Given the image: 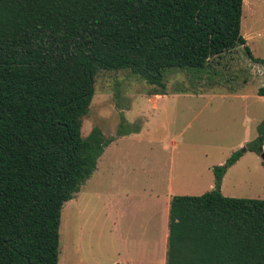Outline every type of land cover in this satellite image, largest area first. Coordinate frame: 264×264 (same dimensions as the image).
Wrapping results in <instances>:
<instances>
[{"label":"trees","instance_id":"obj_1","mask_svg":"<svg viewBox=\"0 0 264 264\" xmlns=\"http://www.w3.org/2000/svg\"><path fill=\"white\" fill-rule=\"evenodd\" d=\"M244 0H0V264H59L64 205L114 138L82 136L102 71L166 95L167 70H205L244 46ZM264 97V86L258 91ZM249 150L261 153L264 121ZM119 135H122L119 133ZM174 196L166 264H264V199ZM120 264V263H117Z\"/></svg>","mask_w":264,"mask_h":264},{"label":"rangeland","instance_id":"obj_2","mask_svg":"<svg viewBox=\"0 0 264 264\" xmlns=\"http://www.w3.org/2000/svg\"><path fill=\"white\" fill-rule=\"evenodd\" d=\"M241 33L253 56L264 60V0H244ZM164 75L167 94L160 98L151 95L154 86L130 71L97 75L82 136L98 128L114 141L63 207L59 264L120 263L118 254L132 247L126 242L123 249L114 238L117 218L134 240L145 223L155 229L170 198L213 190V168L236 152L243 155L227 170L222 194L264 199L261 153L249 150L264 121V97L258 95L264 64L238 46L205 70L173 69ZM147 246L153 262V242Z\"/></svg>","mask_w":264,"mask_h":264},{"label":"crops","instance_id":"obj_3","mask_svg":"<svg viewBox=\"0 0 264 264\" xmlns=\"http://www.w3.org/2000/svg\"><path fill=\"white\" fill-rule=\"evenodd\" d=\"M159 96V95H157ZM165 203V210L161 222L157 223L154 228L150 223H145V228L140 234H136L135 240L132 239L133 232L131 230L126 231L119 223L120 217L117 218L115 223V235L114 238L118 240L119 244L122 243V247L127 242L128 249L131 248V252L126 250L124 253L118 254V262L121 264H166L167 262V250H168V237H169V210L170 202ZM151 222V221H150ZM114 231V229H113ZM127 239V240H126ZM153 242V248L155 249V261L149 262L150 257H147L148 243ZM156 259H159V263Z\"/></svg>","mask_w":264,"mask_h":264},{"label":"water","instance_id":"obj_4","mask_svg":"<svg viewBox=\"0 0 264 264\" xmlns=\"http://www.w3.org/2000/svg\"><path fill=\"white\" fill-rule=\"evenodd\" d=\"M260 151H261V159H262L263 164H264V145L260 148Z\"/></svg>","mask_w":264,"mask_h":264},{"label":"bare ground","instance_id":"obj_5","mask_svg":"<svg viewBox=\"0 0 264 264\" xmlns=\"http://www.w3.org/2000/svg\"><path fill=\"white\" fill-rule=\"evenodd\" d=\"M157 98H160V96H157Z\"/></svg>","mask_w":264,"mask_h":264}]
</instances>
